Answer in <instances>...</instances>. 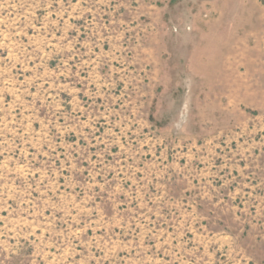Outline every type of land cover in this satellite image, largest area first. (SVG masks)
<instances>
[{
  "label": "rangeland",
  "instance_id": "374dc122",
  "mask_svg": "<svg viewBox=\"0 0 264 264\" xmlns=\"http://www.w3.org/2000/svg\"><path fill=\"white\" fill-rule=\"evenodd\" d=\"M0 264H264V0H0Z\"/></svg>",
  "mask_w": 264,
  "mask_h": 264
}]
</instances>
